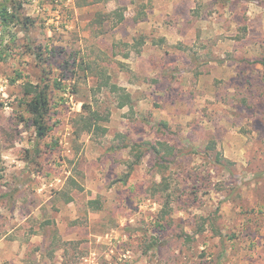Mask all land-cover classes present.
Wrapping results in <instances>:
<instances>
[{"label":"rangeland","instance_id":"obj_1","mask_svg":"<svg viewBox=\"0 0 264 264\" xmlns=\"http://www.w3.org/2000/svg\"><path fill=\"white\" fill-rule=\"evenodd\" d=\"M15 2L30 23L0 27V264H264V0ZM41 79L37 139L22 101Z\"/></svg>","mask_w":264,"mask_h":264},{"label":"trees","instance_id":"obj_2","mask_svg":"<svg viewBox=\"0 0 264 264\" xmlns=\"http://www.w3.org/2000/svg\"><path fill=\"white\" fill-rule=\"evenodd\" d=\"M20 9L21 5L17 2H15V5L12 8V12H10L8 7L0 6V27L3 29V31L9 30L11 24H21L23 26H26L30 23V20L28 18H24L23 20L20 19V15L18 14ZM110 17H112L111 19L113 20L117 18L116 24H119L124 20L123 13L121 12V9L118 8L107 15L98 14L95 22L97 24H102L104 20L108 21ZM13 40L14 39H12V42ZM0 45H2L1 37ZM38 59L40 60V62H43L40 58V54H38ZM2 60H4V56L3 52L0 51V61ZM48 81L49 79L47 81H45V79H41L40 83L38 84H28L25 87L24 99L22 101V105L25 107V110L29 115L28 122L30 123V126L33 127L37 139H44L52 130V126L48 124V116L51 110V85ZM107 83L108 82H106V84ZM52 88L60 89V83L58 81H54ZM110 90L116 94L120 108L131 105L130 95L125 91L124 88L118 87L115 84H110ZM87 113V124L90 125H88V127L94 128L96 132L104 133L106 129L99 126L98 124L100 120V116L98 115V113L94 111H88ZM21 121H24V117H21ZM128 147L130 149V154L135 156V161L128 164L130 173L134 170V167L139 164L142 157V151L139 144H131ZM148 149L156 157H158L159 160L165 158L161 156L172 155V148L167 146L163 142H158L156 143V145H150Z\"/></svg>","mask_w":264,"mask_h":264}]
</instances>
